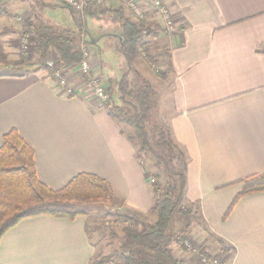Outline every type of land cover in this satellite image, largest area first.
<instances>
[{
  "label": "crops",
  "instance_id": "crops-1",
  "mask_svg": "<svg viewBox=\"0 0 264 264\" xmlns=\"http://www.w3.org/2000/svg\"><path fill=\"white\" fill-rule=\"evenodd\" d=\"M164 1L178 29L161 37L168 52L161 65L166 77L155 80L160 82L158 116L186 157L185 198L197 202L201 217L189 236L210 254L230 248L226 264H264V193L239 199L224 218L243 180L264 176V0ZM33 2L43 24L74 30L65 5ZM104 8H123L134 21L123 4L107 2L96 12ZM48 12H61L68 22H48ZM84 19L87 25L89 17ZM102 21L107 23L103 28ZM10 22L12 16H0V32ZM109 22L107 16L92 22L99 35L93 74L107 88L122 75L114 76L111 68L102 73L96 48L102 39L108 37L114 47L109 49L121 57L119 26L112 22L109 30ZM147 24L164 32L159 17ZM15 56L0 72V147L14 129L33 150L37 179L49 189L63 188L80 173L91 174L110 185L119 208L148 214L152 193L127 139L131 130L126 133L100 104L78 92L79 78L72 70L69 96L41 71L25 66L10 71ZM135 62L133 69L145 78ZM87 227L84 217L24 219L2 236L0 264H89L94 248ZM174 254L189 258L180 249Z\"/></svg>",
  "mask_w": 264,
  "mask_h": 264
},
{
  "label": "trees",
  "instance_id": "trees-1",
  "mask_svg": "<svg viewBox=\"0 0 264 264\" xmlns=\"http://www.w3.org/2000/svg\"><path fill=\"white\" fill-rule=\"evenodd\" d=\"M68 9L74 21V30L40 22L34 25L27 21L23 34L31 35L28 53H20L19 58L12 62L13 69L25 66L27 71H41L53 79L52 70L46 66L51 58H54L56 67L69 72L82 59L81 45L95 52L94 39L75 11ZM89 9L84 10L86 17L99 19L107 16L119 26L124 71L118 80L109 82V100L100 104V108L116 125L130 128L127 139L135 150V158L143 168L145 179H154L150 184L152 208L145 215L116 207L119 202L110 185L87 173L76 175L61 189H49L37 179L33 150L12 129L3 136L0 147V240L24 219L41 215L67 220L77 217L87 219L94 211L101 210L103 219L122 225V235L113 253L99 259L93 257L89 264H113L115 261L116 264H180L184 260L175 257V247L189 255L184 245L187 240L192 247L199 248L200 257L205 258L208 264L212 261L226 264L232 255L230 248H221L217 253L210 254L189 236V230L198 224L201 217L197 202H187L185 198V154L173 142L169 129L155 122L151 114V85L132 67L139 56L149 66L154 63L145 42L154 34L151 25L130 20L124 15L123 8H104L99 12H95L92 6ZM129 75H133L132 80ZM157 76L161 79L166 77L165 73H158ZM144 160L150 161L145 168ZM151 168L156 170L155 174L151 173ZM258 193H264V176L244 179L224 218L239 199ZM180 217L192 218L194 223L186 224L177 231L174 224Z\"/></svg>",
  "mask_w": 264,
  "mask_h": 264
},
{
  "label": "rangeland",
  "instance_id": "rangeland-1",
  "mask_svg": "<svg viewBox=\"0 0 264 264\" xmlns=\"http://www.w3.org/2000/svg\"><path fill=\"white\" fill-rule=\"evenodd\" d=\"M49 2L57 7L63 6V3L59 0H49ZM120 4H123L119 2ZM124 5V4H123ZM14 7V8H12ZM105 7V6H104ZM20 10V13H16L15 9ZM88 7L87 9H89ZM127 8V7H126ZM69 10V9H68ZM70 11V10H69ZM96 12V9H94ZM77 16L80 17L81 23H83L89 33L90 36L95 40L99 37L98 30L92 26V22L94 23L97 21L96 18H89V22L85 23V13H77L75 12ZM7 15L12 16V22H10V28L5 29L4 31L0 32V72H4L5 65L8 64V60L11 59L10 55H13V57L16 55L19 58L20 54V39L22 38L23 32L26 28V23L28 20H30L34 25L38 24L39 21L41 22V14L35 4V2L29 1V0H0V16L5 17ZM46 19L49 21H54L56 24H63L64 22H68V19H66V16L61 12H48ZM135 21V19H134ZM111 21L108 23V29L110 30V26L114 25ZM47 24V23H46ZM102 28L106 26L107 23L105 21L100 22ZM24 28V29H23ZM113 28V27H112ZM154 32L153 35H150L145 39L146 45L148 47V50L150 52V55L154 59V63L152 66H149L146 64V62L143 60L142 56L137 57L135 62V67L138 68V70L145 75L149 80V84L151 85L152 89V97H153V103H152V109L151 114L154 117L155 122L160 127H164L163 122L161 121V116L159 117V105L160 100L158 97V87L157 84L160 82L155 81L157 78L158 73H162L164 71L161 70V65L165 66V56L167 55L166 48L164 44L161 42V37L164 35H167L168 33H165L158 30L151 28ZM105 34L110 35L111 33L106 31L103 32ZM101 34V33H100ZM30 35V33H29ZM112 39V37H110ZM100 45H97V51L98 56L100 58L101 64H102V73L108 74L109 69L113 70L114 76H119L124 71V66L121 65V57L113 50H110L109 48L113 49L114 47L112 45H109V39L108 37H105L102 39ZM32 53V52H31ZM10 54V55H8ZM15 56V57H16ZM16 58V59H17ZM15 59V60H16ZM122 67V68H121ZM10 71H17V69L9 68ZM8 70V72H10ZM74 73L77 74V70H74ZM98 77L97 75H95ZM133 78V76L131 75ZM145 77V78H146ZM100 79V77H98ZM102 81V79H100ZM155 81V82H154ZM82 79H80L77 82V85H81ZM85 86V85H84ZM83 86V89L87 90V87ZM158 97V99H157ZM92 101H96L93 97L91 98ZM99 104V103H98ZM164 119V118H163ZM126 133H129V127L127 125L123 126ZM147 160V159H146ZM144 160V168L146 166L150 165V161ZM152 174L156 173V170L151 168L149 169ZM116 207H119L117 205ZM103 214L101 210L94 211L88 218H87V226L89 228V238L91 240V243L94 248V259H99L102 257L108 256L110 253H113V251L116 249L117 244L121 238V228L122 225L120 223L115 224L113 221H109L107 219H103ZM194 220L192 218H184L180 217L176 220L174 224V229L179 231L181 230L186 224L194 223ZM178 249V247H175V251ZM116 264V261L113 262V264Z\"/></svg>",
  "mask_w": 264,
  "mask_h": 264
},
{
  "label": "built area",
  "instance_id": "built-area-1",
  "mask_svg": "<svg viewBox=\"0 0 264 264\" xmlns=\"http://www.w3.org/2000/svg\"><path fill=\"white\" fill-rule=\"evenodd\" d=\"M63 5L67 6L71 10L83 13L88 7H93L94 9L101 8L107 2H121L130 11L135 21L137 22H148L151 21L155 16L162 20L163 30L165 33H174L177 31L178 27L173 19V14L170 7L165 3L164 0H59ZM31 35L25 34L20 39V53L26 55L29 49V39ZM82 49V59L78 66L75 68L77 74L72 70V75L77 78L82 79L81 85H78V92L86 94L90 98H94L97 103L104 104L109 100L108 88L104 83L93 74V65L96 64L97 58L95 52L81 45ZM46 66L52 70L53 79L57 86L63 89L67 95L71 96L73 94V89L69 87V80L71 74L65 72L61 67H56L54 58H51L46 62ZM74 69V70H75ZM87 87V90L83 89V86ZM84 86V87H85ZM154 179L150 178L148 183L152 184ZM185 248L189 253L190 257L180 264H208L205 258L200 257L199 248L192 247L190 242L187 240L184 242ZM210 264H216L215 261L210 262Z\"/></svg>",
  "mask_w": 264,
  "mask_h": 264
}]
</instances>
